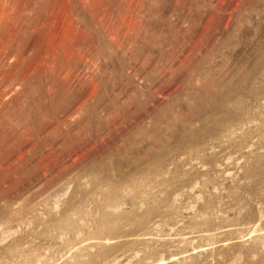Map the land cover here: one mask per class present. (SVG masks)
<instances>
[{"label": "rangeland", "instance_id": "1", "mask_svg": "<svg viewBox=\"0 0 264 264\" xmlns=\"http://www.w3.org/2000/svg\"><path fill=\"white\" fill-rule=\"evenodd\" d=\"M0 264H264V0H0Z\"/></svg>", "mask_w": 264, "mask_h": 264}]
</instances>
